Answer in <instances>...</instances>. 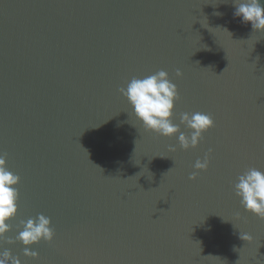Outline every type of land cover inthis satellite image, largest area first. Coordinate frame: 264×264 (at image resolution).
Segmentation results:
<instances>
[{
    "label": "water",
    "instance_id": "water-1",
    "mask_svg": "<svg viewBox=\"0 0 264 264\" xmlns=\"http://www.w3.org/2000/svg\"><path fill=\"white\" fill-rule=\"evenodd\" d=\"M234 11V0H0V154L20 177L6 239L38 214L55 233L36 260L19 242L0 250L21 264H264V220L234 193L245 170L264 171V31ZM160 70L177 88L174 124L213 119L195 149L146 132L120 94Z\"/></svg>",
    "mask_w": 264,
    "mask_h": 264
},
{
    "label": "clouds",
    "instance_id": "clouds-1",
    "mask_svg": "<svg viewBox=\"0 0 264 264\" xmlns=\"http://www.w3.org/2000/svg\"><path fill=\"white\" fill-rule=\"evenodd\" d=\"M234 18H240L242 24H250L253 31H264V0H234ZM221 15V13H215ZM223 31L228 32L227 29ZM230 34V33H229ZM181 73L176 72L179 78ZM120 94L126 99L136 120L146 132L155 133L164 138L177 136L182 150L195 149L202 138V134L214 126L210 115L202 112L182 113L180 125L189 131L185 135L180 131V125L172 122L174 103L178 100L176 85L169 79L168 73L160 70L143 78L133 77L126 88H121ZM175 151L174 148H170ZM208 159L197 160L194 169L205 171ZM195 172L189 180H195ZM20 177L9 170L6 156L0 154V246L19 242L23 248V256L36 260L38 254L32 251L34 245L41 241L51 243L54 230L50 218L38 214L34 218L21 220V231L15 241L6 239L11 230L10 221L16 217L19 193L17 186ZM234 193L240 200L241 207L249 214L264 220V171L249 168L237 177L234 184ZM242 240L249 239V235L241 234ZM0 264H21L19 258L12 256L10 251L0 250Z\"/></svg>",
    "mask_w": 264,
    "mask_h": 264
}]
</instances>
